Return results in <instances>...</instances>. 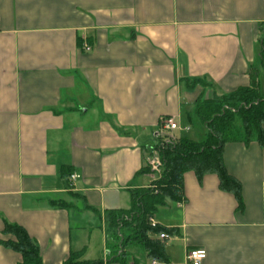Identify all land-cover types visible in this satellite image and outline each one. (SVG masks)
<instances>
[{
	"label": "crops",
	"instance_id": "obj_1",
	"mask_svg": "<svg viewBox=\"0 0 264 264\" xmlns=\"http://www.w3.org/2000/svg\"><path fill=\"white\" fill-rule=\"evenodd\" d=\"M263 43L264 0H0V241L10 224L42 264L75 252L115 264L106 215L152 184L145 157L162 120L187 132L196 102L249 86ZM222 154L241 207L216 176L186 173L183 201L152 217L166 264L193 250L201 264H264V147ZM19 261L0 246V264Z\"/></svg>",
	"mask_w": 264,
	"mask_h": 264
},
{
	"label": "trees",
	"instance_id": "obj_2",
	"mask_svg": "<svg viewBox=\"0 0 264 264\" xmlns=\"http://www.w3.org/2000/svg\"><path fill=\"white\" fill-rule=\"evenodd\" d=\"M258 57L259 68L248 70L249 86L195 103L192 114L206 131L204 140L192 142L184 137L168 141L163 139L156 147L161 171L155 185L132 191L128 211H114L106 215L109 234L114 241L109 262L140 264L130 252L131 249H139L148 259L167 263L164 245L156 236L168 233L158 225L152 228L149 219L165 204L166 199L175 203L183 201L182 182L186 173H193L199 182L206 175L216 176L219 190L232 195L237 208L241 207L240 184L223 168L222 153L228 144L247 145L255 141L264 147V43ZM191 85L192 88L207 86L200 79L192 81ZM71 175L70 171L63 173L65 180ZM2 234L10 239L0 241V246L19 255L17 264H42L38 247L21 227L4 224ZM62 264L103 262L83 261L82 252H75L70 253Z\"/></svg>",
	"mask_w": 264,
	"mask_h": 264
},
{
	"label": "built area",
	"instance_id": "obj_3",
	"mask_svg": "<svg viewBox=\"0 0 264 264\" xmlns=\"http://www.w3.org/2000/svg\"><path fill=\"white\" fill-rule=\"evenodd\" d=\"M84 51L88 52L89 48L85 46ZM179 129L180 127H178V124L175 123V121L171 118L164 119L160 123V131H161L160 133L161 134L165 133L167 134V136L170 135L173 131ZM160 145L161 143H158L147 147V155L145 157V165L146 168L148 169L147 171L152 173L153 176H157L158 178L161 171V160L158 157L156 147ZM75 178H76L75 175H71L69 179L70 181H73L75 180ZM150 188H152V186H150ZM149 224L152 228H154L156 225V223L152 219H149ZM167 238L168 236L166 234H160L158 235L157 239L166 240ZM205 258H206V253L205 251L202 250H193L186 253V261L189 264H201Z\"/></svg>",
	"mask_w": 264,
	"mask_h": 264
},
{
	"label": "rangeland",
	"instance_id": "obj_4",
	"mask_svg": "<svg viewBox=\"0 0 264 264\" xmlns=\"http://www.w3.org/2000/svg\"><path fill=\"white\" fill-rule=\"evenodd\" d=\"M190 119H191V124H190V130L189 131H187V132H184L183 130H178V131H173L172 133H174V135L177 137V138H180V137H185V138H187V139H189V140H191L192 142L193 141H202V140H204V138H205V133H206V131H205V129L203 128V126L198 122V120L193 116V115H191L190 116ZM186 124L185 123H183V126H182V128H184V127H186L185 126ZM178 127H180V126H178ZM159 135V143H161V141L163 140V139H166V141H168V139L169 140H175L176 138H174V137H172V136H170V135H168L167 136V134H165V133H163V134H158ZM180 136V137H179ZM165 137H167V138H165ZM148 173H150V172H148ZM150 174H152V173H150ZM157 180H158V177L156 176V177H154V179H153V181H152V186H154L155 184L154 183H156L157 182ZM151 186V185H150ZM156 213V212H155ZM126 233V232H125ZM111 238V240H109L110 241V245H111V248H110V250H112V253H113V249L114 248H112V246H113V239H112V237H110ZM111 254V253H110Z\"/></svg>",
	"mask_w": 264,
	"mask_h": 264
}]
</instances>
